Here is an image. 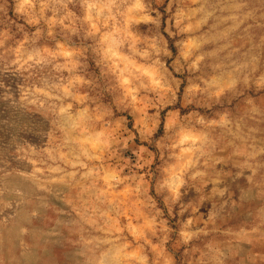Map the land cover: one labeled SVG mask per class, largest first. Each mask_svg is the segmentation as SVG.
<instances>
[{"label":"rangeland","instance_id":"1","mask_svg":"<svg viewBox=\"0 0 264 264\" xmlns=\"http://www.w3.org/2000/svg\"><path fill=\"white\" fill-rule=\"evenodd\" d=\"M0 264H264V0H0Z\"/></svg>","mask_w":264,"mask_h":264}]
</instances>
